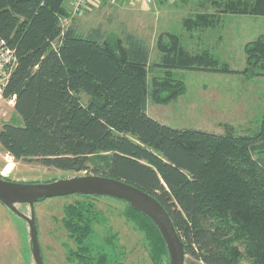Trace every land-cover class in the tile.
<instances>
[{
    "label": "trees",
    "instance_id": "trees-1",
    "mask_svg": "<svg viewBox=\"0 0 264 264\" xmlns=\"http://www.w3.org/2000/svg\"><path fill=\"white\" fill-rule=\"evenodd\" d=\"M65 1L0 0V40L16 58L2 95L13 99L20 120L0 128L1 149L16 162L91 173L151 195L168 213L188 264H264V116L257 130L234 135L171 128L147 113L150 100L166 103L173 96L171 76L160 91V79L149 81L150 67L218 72L227 67L207 52L182 48L177 35L159 38L158 63H152L144 41L131 33L64 28L61 20L71 17ZM213 4L218 13L264 16V0ZM209 15L185 20V30L215 24ZM244 50L248 73L263 74L264 38ZM99 154L104 167H90ZM119 202L144 232L151 262L168 264L157 227ZM63 212L62 225L76 245L68 259L110 264L112 256L90 242L101 218L94 206L81 201Z\"/></svg>",
    "mask_w": 264,
    "mask_h": 264
},
{
    "label": "rangeland",
    "instance_id": "rangeland-1",
    "mask_svg": "<svg viewBox=\"0 0 264 264\" xmlns=\"http://www.w3.org/2000/svg\"><path fill=\"white\" fill-rule=\"evenodd\" d=\"M213 1L225 0H86L76 14L71 8V17L63 18L61 25L65 28L72 24L82 34L96 27H101L106 36L131 33L144 41L152 63H158L159 38L166 34L179 36L182 48L192 54L207 52L228 71L150 67L149 81L153 77L160 79L159 90L168 87L167 75L171 76L172 84L168 88L173 96L166 103L150 100L148 115L175 129L216 134L230 131L234 135L252 133L264 116V72L248 73L244 49L248 42L260 36L264 38V16L218 13ZM197 13L210 14L215 24L187 32L183 22L194 19ZM8 123L19 125L20 120L13 107L3 103L0 128ZM103 156L91 158L88 165L104 167ZM90 175L47 169L36 162H16L0 147V176L11 182L43 184ZM81 201L91 203L101 216L93 226L90 242L98 251L103 249L112 256L110 264H153L146 236L129 219L125 204L105 197L80 196L51 198L34 204L42 264H77L68 259L76 245L61 220L66 206ZM16 208L23 215H30L27 205ZM238 249L243 251L241 246ZM0 264H35L28 225L1 204Z\"/></svg>",
    "mask_w": 264,
    "mask_h": 264
},
{
    "label": "water",
    "instance_id": "water-1",
    "mask_svg": "<svg viewBox=\"0 0 264 264\" xmlns=\"http://www.w3.org/2000/svg\"><path fill=\"white\" fill-rule=\"evenodd\" d=\"M67 196H95L123 201L146 216L158 229L169 257V264H185L184 246L162 205L151 195L111 178L83 176L43 184L16 183L0 178V204L20 217L29 228L30 252L35 264H42L34 204ZM27 205L30 215L20 213L16 206Z\"/></svg>",
    "mask_w": 264,
    "mask_h": 264
},
{
    "label": "built area",
    "instance_id": "built-area-1",
    "mask_svg": "<svg viewBox=\"0 0 264 264\" xmlns=\"http://www.w3.org/2000/svg\"><path fill=\"white\" fill-rule=\"evenodd\" d=\"M86 0H73L71 8L74 14L80 11ZM137 2H147L149 0H134ZM16 58L14 52L8 48L6 43L0 40V104L7 103L13 107V99L3 98L2 91L8 81L15 66ZM10 157V156H9ZM11 159V157H10Z\"/></svg>",
    "mask_w": 264,
    "mask_h": 264
},
{
    "label": "crops",
    "instance_id": "crops-1",
    "mask_svg": "<svg viewBox=\"0 0 264 264\" xmlns=\"http://www.w3.org/2000/svg\"><path fill=\"white\" fill-rule=\"evenodd\" d=\"M73 0H66L64 3L65 8L71 12V4Z\"/></svg>",
    "mask_w": 264,
    "mask_h": 264
}]
</instances>
